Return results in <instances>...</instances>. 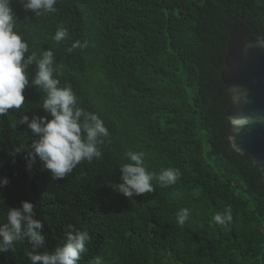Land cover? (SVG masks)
Segmentation results:
<instances>
[{
	"label": "trees",
	"instance_id": "16d2710c",
	"mask_svg": "<svg viewBox=\"0 0 264 264\" xmlns=\"http://www.w3.org/2000/svg\"><path fill=\"white\" fill-rule=\"evenodd\" d=\"M10 7L29 44L25 57L52 50L60 86L109 135L101 157L63 178L39 157L29 168L38 137L20 120L51 119L30 83L25 104L0 116V181H9L0 184V224L9 207L33 203L45 235L37 251L60 247L68 225L90 235L78 264H264L262 173L226 147L232 99L222 80L230 29L264 38V0H56L40 15L20 0ZM58 29L67 30L60 42ZM129 150L144 154L154 176L152 191L131 198L117 190ZM166 169L179 176L163 186L156 177ZM182 209L189 216L181 226ZM229 210L230 222L213 220ZM29 251L27 240L16 242L0 264H31Z\"/></svg>",
	"mask_w": 264,
	"mask_h": 264
},
{
	"label": "clouds",
	"instance_id": "9594fccd",
	"mask_svg": "<svg viewBox=\"0 0 264 264\" xmlns=\"http://www.w3.org/2000/svg\"><path fill=\"white\" fill-rule=\"evenodd\" d=\"M56 0H20L25 9L40 15V10L54 11ZM14 13L10 0H0V116L10 109H20L25 104V89L29 84L43 92L41 107L50 117H35L29 121L24 115L20 124L28 128L38 139L31 144L29 157H37L43 162L54 179H60L71 173L82 161H92L101 157L98 144L109 135L103 121L95 114L77 106V97L70 86L61 87L54 75V54L52 50L43 51L41 56L29 52L28 42L14 30ZM67 36L66 29H58L54 39L62 41ZM78 46V45H74ZM71 51V49H69ZM35 64V75L29 80L28 68ZM21 148H16L19 153ZM131 161L121 167L122 184L117 190L126 197L140 195L153 190V174L146 171L143 153L127 151ZM179 170L166 169L156 177L163 186L176 182ZM8 180L0 181L6 186ZM33 203L24 201L22 208L9 207L7 222L0 224V252L9 251L16 242L27 240L32 251L27 253L31 264H78L81 254L86 252V245L91 237L87 232L68 225L64 243L52 252H39L45 245L43 223L35 218ZM189 211L182 209L177 213V223L184 225ZM213 220L224 225L232 220L230 210L225 214H216Z\"/></svg>",
	"mask_w": 264,
	"mask_h": 264
},
{
	"label": "water",
	"instance_id": "95a60500",
	"mask_svg": "<svg viewBox=\"0 0 264 264\" xmlns=\"http://www.w3.org/2000/svg\"><path fill=\"white\" fill-rule=\"evenodd\" d=\"M222 80L232 99L226 147L253 163L264 189V38L231 28Z\"/></svg>",
	"mask_w": 264,
	"mask_h": 264
}]
</instances>
